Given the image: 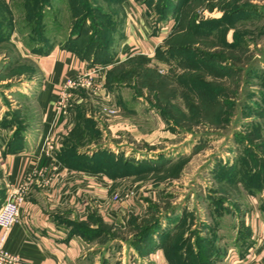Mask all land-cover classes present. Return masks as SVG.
I'll return each mask as SVG.
<instances>
[{
    "label": "rangeland",
    "instance_id": "rangeland-1",
    "mask_svg": "<svg viewBox=\"0 0 264 264\" xmlns=\"http://www.w3.org/2000/svg\"><path fill=\"white\" fill-rule=\"evenodd\" d=\"M26 3L0 0V123L13 127L6 143L26 123L35 127L32 58L69 37L105 92L125 101L86 105L96 116L87 149L112 151L132 193L118 199L144 204L120 224L80 227L90 261L129 264L144 255L146 234L151 244L164 232L169 264L185 256L228 264L222 247L253 215L264 220V0H48L39 19ZM134 12L157 43L150 54L116 59Z\"/></svg>",
    "mask_w": 264,
    "mask_h": 264
},
{
    "label": "crops",
    "instance_id": "crops-1",
    "mask_svg": "<svg viewBox=\"0 0 264 264\" xmlns=\"http://www.w3.org/2000/svg\"><path fill=\"white\" fill-rule=\"evenodd\" d=\"M135 4L137 14H145V5ZM133 15L135 12L128 17V32L116 59L150 54L157 43L158 37L149 35L146 19ZM32 60L36 86L30 101L36 112L35 127L26 123L20 134L6 143L13 127L0 123V202L10 187H24L18 218L9 229L4 247L17 254L21 264H98L90 261L86 251L88 240L73 232L65 220L72 217L85 220L94 214L120 224L144 202H132L134 198L111 199L113 194L128 191L132 195L122 183L127 178L124 170L118 172L121 160L107 148L108 152L88 151L87 148L94 147L92 138L87 139L89 135L85 133L78 137V124L82 127L83 117L96 120L94 112L89 115L86 105L104 108L121 106L125 101H117V94L114 98L105 92L101 74H91L92 87L73 85L68 88L64 104L58 107L61 83L86 70L85 60L55 44ZM78 152L85 154L81 164ZM73 153L75 159L70 158ZM246 224L240 225L232 245L222 247L228 264H264V220L256 214ZM153 251L152 257L150 253L132 254L136 258L129 264H168L161 247Z\"/></svg>",
    "mask_w": 264,
    "mask_h": 264
},
{
    "label": "built area",
    "instance_id": "built-area-1",
    "mask_svg": "<svg viewBox=\"0 0 264 264\" xmlns=\"http://www.w3.org/2000/svg\"><path fill=\"white\" fill-rule=\"evenodd\" d=\"M99 69L87 68L80 74H77L73 78L65 79L59 88L60 100L57 102V106L60 107L64 104V100L67 96L68 88L75 84H79L85 88L92 87V75H95ZM127 194L124 196L126 197ZM117 194L112 195V200L119 201ZM24 200V187L13 186L10 187L5 196L0 202V264H21L19 256L13 252L8 251L4 247L5 240L7 238L11 225L17 220L19 214V208Z\"/></svg>",
    "mask_w": 264,
    "mask_h": 264
},
{
    "label": "trees",
    "instance_id": "trees-1",
    "mask_svg": "<svg viewBox=\"0 0 264 264\" xmlns=\"http://www.w3.org/2000/svg\"><path fill=\"white\" fill-rule=\"evenodd\" d=\"M26 2H27L26 4H27V7H28V8L27 7L26 8L29 10L28 14H29V16L32 19H39L40 17H43L42 9L44 7H46L45 4H47L48 0H26ZM77 7H78V5H77ZM75 17H78V15H76ZM83 23H84V18L81 19L80 24H79L81 26V28L83 26ZM75 31H76V39H77L78 38V22H77V27H76ZM70 40H72L71 37L67 38L63 43L59 44V46L62 47V48H66V49L72 50V52L77 54L80 59L86 60L87 54L82 55V54L78 53V51L75 50V48L71 45ZM49 48H47V49H45V50H43V51H41V52H39L37 54L45 53V52H47V50ZM89 59H90L89 60L90 64L92 62H94V57L93 56H91ZM33 70H34L33 72L36 74V67L35 66H33ZM81 122L83 123L82 127H79L80 124H78V137L82 136L83 133L88 134L89 135L88 137H90V136L92 137V133H94V131H95V128H93L91 126L93 121L90 120L89 118L83 117ZM96 151L108 152L106 149H96ZM84 155H85L84 153L78 152V164L83 163V161L85 160V156ZM70 158L75 159L74 158V153H73V156L71 154ZM100 219H101L100 217L95 216L94 214L88 215V217L82 223H79L80 225H78V227L77 226L73 227L72 231L76 232L78 234H81L85 239H87L88 236L86 237V235L80 231V227H84L85 226L87 228H91L88 225L89 222H92L94 224V222L96 220L99 221ZM156 222L157 221H155V223ZM155 223L153 225H155ZM148 235H149V233L144 236L143 243H141L144 246L143 254L147 255L151 251H153L155 248L161 247L163 249L164 255H165L166 259H167L166 246H165L166 240L163 239L164 232H162L159 235L158 241H154L152 239V241H154V242H151V244L149 242L151 236L149 237ZM205 248H206V251L210 252L211 251L210 250L211 249L210 243H207V247H205ZM181 262L183 264H196V263L192 262L191 260L187 259V256L183 257Z\"/></svg>",
    "mask_w": 264,
    "mask_h": 264
}]
</instances>
